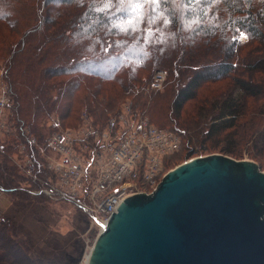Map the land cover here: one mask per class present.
Segmentation results:
<instances>
[{"label":"trees","instance_id":"1","mask_svg":"<svg viewBox=\"0 0 264 264\" xmlns=\"http://www.w3.org/2000/svg\"><path fill=\"white\" fill-rule=\"evenodd\" d=\"M96 1L0 0V61L25 143L34 146L24 127L43 139L39 123L50 113L59 115L64 127L77 125L83 113L104 123L131 98L138 114L147 115L138 107L146 108L162 123L168 111L181 122L167 129L181 134L182 145L187 130L206 123L196 130L201 149L242 159L244 146L264 168V2L205 0V18L198 16L196 0H162L172 25L147 23L142 35L111 31L102 25L104 18L91 21L88 14ZM241 32L246 41L238 39ZM155 67L168 69L162 94L147 90L152 77L141 90L140 72L150 74ZM188 145L191 157V138ZM4 168L0 188L22 191L13 185L15 168ZM7 226L0 219V250L11 240ZM10 257V252L0 255V263L13 264Z\"/></svg>","mask_w":264,"mask_h":264},{"label":"water","instance_id":"2","mask_svg":"<svg viewBox=\"0 0 264 264\" xmlns=\"http://www.w3.org/2000/svg\"><path fill=\"white\" fill-rule=\"evenodd\" d=\"M86 264H264V171L222 153L179 164L120 204Z\"/></svg>","mask_w":264,"mask_h":264},{"label":"rangeland","instance_id":"3","mask_svg":"<svg viewBox=\"0 0 264 264\" xmlns=\"http://www.w3.org/2000/svg\"><path fill=\"white\" fill-rule=\"evenodd\" d=\"M206 3L205 0H200V3H198L197 13L199 17H208ZM106 4L109 6L105 7ZM117 7H127L129 12L127 14L116 12ZM153 7L155 6L144 5L142 9H138L137 14H135L137 18L133 20L131 26L127 24L128 19H131L134 15L131 13V6L127 3L121 5L119 0L96 1L90 9L88 17L91 21L104 18L102 25L114 32H122L123 30L119 26L124 25L128 28V33L144 35L147 32V23L165 26L163 23L165 18L170 21L166 26H170L173 23L172 18L164 11L162 4L156 8L155 12L152 11ZM214 19L213 17L211 18L212 22ZM132 27H135L136 30L132 31ZM238 39L241 41L247 40L241 38V36ZM4 67L3 61H0V97L9 99L10 105L5 109L4 126L0 129V174L4 173L6 165L15 168L17 178H15L13 185H21L22 191L9 192L0 188V219L8 224V235L11 238V240H6L3 243L0 255H7L10 252L12 257L8 259L13 264H85L91 248L100 233V226L82 209L71 202L56 200L46 194L35 195L30 192V190L38 189L41 186L40 179L48 180L52 177L46 168L47 159L52 153L44 145V139L55 129L54 121L61 117L59 115L55 117V114L50 113L42 118L39 123L40 131L43 134L42 140L33 136L28 128L24 127L25 135L33 140L34 146L31 148L25 143V136L21 134L20 125L13 118L12 107H14L15 101L10 91L11 87L5 77ZM101 68L106 72L108 70L111 72V67L108 64H102ZM157 70L166 71L168 75V69L163 67L152 68L150 74L140 72L142 76L140 84L142 86L138 84L136 87L140 85L141 90H143L147 82L154 78ZM167 75L166 78L168 77ZM149 89L151 88L147 87V90ZM155 91L162 94L164 92V84L162 89ZM136 92L137 88H135L134 94ZM121 101H123V98L116 105ZM149 103L152 104L153 100ZM138 108L140 111H144L151 121L160 128L181 127V122L178 123L177 120H173L168 111L164 114L165 117L161 123L158 122L156 117H153L151 111L146 110V108ZM205 124H200L198 128L204 127ZM198 128L186 129L187 132H185V135L183 134L185 140L181 150L172 155L168 161V166L171 169L194 157L222 153L219 149H201V143L196 140V130ZM189 138H191L195 149L191 157H189L187 149L189 147ZM222 144L227 145V141ZM240 148L243 158L252 159L249 157L246 147L240 146ZM34 155L37 159L39 156L42 159L40 158L41 161L39 162L34 161L38 173L33 172L32 176H28L23 169L25 166L26 168L33 167L29 159L34 158ZM261 169L264 171L263 167ZM35 174L40 178L39 180L34 177ZM0 264L10 263L2 262Z\"/></svg>","mask_w":264,"mask_h":264},{"label":"built area","instance_id":"4","mask_svg":"<svg viewBox=\"0 0 264 264\" xmlns=\"http://www.w3.org/2000/svg\"><path fill=\"white\" fill-rule=\"evenodd\" d=\"M166 75L157 70L150 88L162 89ZM8 105L9 99L0 97V129ZM54 124L46 165L52 177L42 180L36 173L41 186L30 192L73 203L101 230L102 222L106 224L128 196L156 189L171 170L166 169V157L182 145L180 133L156 126L147 115L138 114L129 100L104 123H95L83 113L75 126L64 127L59 118ZM29 161L33 167L23 170L32 176L36 168L34 159Z\"/></svg>","mask_w":264,"mask_h":264},{"label":"snow or ice","instance_id":"5","mask_svg":"<svg viewBox=\"0 0 264 264\" xmlns=\"http://www.w3.org/2000/svg\"><path fill=\"white\" fill-rule=\"evenodd\" d=\"M197 3L200 2V0H196ZM221 2V0H213V3L215 4H219ZM261 2H264V0H261ZM119 3L121 5L127 3L129 6H131V13H133L134 15L132 16L131 19H128L127 21V24L129 26H131L133 24V20H135L137 18V16L135 14H137V10L138 9H142L144 5H152V6H155L152 8V11L155 12L156 11V8L160 6V4L162 3V0H119ZM109 5H105V7H108ZM116 12H120V13H125L127 14L129 12V8L127 7H117L116 8ZM163 23L165 25L169 24L170 21L165 18L163 20ZM123 31L127 32L128 31V28L125 27L124 25H120L119 26ZM136 28L135 27H132V31H135ZM150 30V29H149ZM239 31V29H237ZM240 36L241 38L243 39H247V36L245 35V33L241 32L240 33Z\"/></svg>","mask_w":264,"mask_h":264},{"label":"bare ground","instance_id":"6","mask_svg":"<svg viewBox=\"0 0 264 264\" xmlns=\"http://www.w3.org/2000/svg\"><path fill=\"white\" fill-rule=\"evenodd\" d=\"M103 223V226L105 225V222H102ZM90 254V253H89ZM89 256V255H88ZM87 259H88V257H87ZM87 259H86V261H85V264L87 263Z\"/></svg>","mask_w":264,"mask_h":264}]
</instances>
